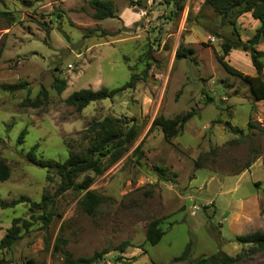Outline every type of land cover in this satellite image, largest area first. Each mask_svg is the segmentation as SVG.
<instances>
[{
  "label": "rangeland",
  "instance_id": "obj_1",
  "mask_svg": "<svg viewBox=\"0 0 264 264\" xmlns=\"http://www.w3.org/2000/svg\"><path fill=\"white\" fill-rule=\"evenodd\" d=\"M111 1L114 16L97 19L87 0H0V82H25L14 91L0 88V157L8 167L0 199L24 194L39 200L48 193L55 211L45 227L37 219L10 248H1L0 264H26L28 258L64 264L51 251L57 236L67 239L62 248L73 255L108 248L90 264H189L216 249L234 254L241 249L235 234L264 231V134L246 125L264 124V99L252 100L248 85L215 58L221 37H236L231 25H221L203 0H181L179 11L176 0ZM239 19L238 34L245 38L252 24L249 16ZM179 43L192 48L194 61L173 57ZM256 47L264 51V37ZM224 59L242 72L252 70L239 47ZM132 73L133 86L79 111L63 100L80 87L119 86ZM54 76L65 79L60 92L51 86ZM39 87L48 93L44 104H21ZM191 108L195 111L169 140L158 125L146 133L156 114L173 117ZM105 115L133 118L138 132L118 159L103 160L101 173L84 171L75 178L92 175L88 187L104 197L88 214L76 204L81 193L72 188L54 193L59 177L24 153L36 143L38 157L61 160L84 148L82 131ZM224 119L242 133L230 131ZM21 128L25 134L18 143ZM153 164L167 169L159 175ZM16 215L29 217L26 202L0 207V237ZM154 217L163 234L150 244L145 226ZM122 239L130 245L115 249ZM186 242V258L173 260ZM231 264H264V248Z\"/></svg>",
  "mask_w": 264,
  "mask_h": 264
},
{
  "label": "trees",
  "instance_id": "obj_2",
  "mask_svg": "<svg viewBox=\"0 0 264 264\" xmlns=\"http://www.w3.org/2000/svg\"><path fill=\"white\" fill-rule=\"evenodd\" d=\"M87 4L92 8L91 16L93 18H105L114 16V5L111 0H87ZM129 4L131 2L129 1ZM176 10H181L183 4L181 0H176ZM202 4H207L218 16V21L223 24L231 25L232 32L236 37L230 36L221 37V53L215 55L217 62L228 73L236 75L244 81L250 91L252 100L264 99V51L256 47L257 43L264 36V0H203ZM248 13L249 17L255 19V24L252 27L250 35L241 38L238 34V20L241 15ZM233 47H239L248 54V58L252 67L251 72L246 73L230 65L224 55ZM149 50V49H148ZM149 52V51H148ZM192 48L179 43L174 49V58H185L194 61V56L191 54ZM148 63L146 62V65ZM145 71V70H144ZM137 75L132 73L128 80L116 87L108 88L99 86L98 88L80 87L72 90L64 97L66 104L74 106L79 111L89 101L102 98H112L114 94L134 85ZM24 81L15 82H0V88L9 91H14L24 87ZM51 86L55 91L60 92L65 86V79L61 76H54L51 81ZM47 90L44 87H39L37 93L33 97L24 96L21 104L38 107L47 101ZM205 100H212V96L204 92ZM194 109H188L182 114L173 117L156 114L152 117L146 133L151 130L154 125H158L162 136L165 140H169L182 127L183 123L192 115ZM216 120H219L218 118ZM223 124L232 132L242 133V128L232 126L227 119L223 120ZM247 127H254L258 133L264 134V124L260 125L256 122L248 120ZM138 132V126L133 121V118H125L115 115H105L101 119L93 120L82 131L86 137L87 143L84 148L77 151H69L61 160L51 158L38 157L35 152L36 143H33L24 153L27 161L32 164L44 168L47 172H52L59 177V182L54 193H59L67 188H72L76 193H81L76 200L77 206L84 212L90 214L95 211L99 203L104 201V197L89 188L92 180V175L86 173L80 179H75L84 171H91L93 174H99L104 169L103 160L108 162L118 159L131 144ZM25 128H21L16 136V141L19 143ZM136 152L137 158L141 155L139 144H136L132 149ZM160 175L165 172V165H152ZM8 176V167L3 158L0 157V180ZM19 202H26L29 211V217L13 216L10 219L9 225L5 228L0 237V249L10 248L11 245L21 236L23 230H27L30 225L37 219L41 222V227H45L52 218L53 211L52 200L48 193H43L39 200L29 198L27 195L21 194L9 200L0 199V207L13 206ZM264 210V205H263ZM163 229L159 225V218H151L145 226L144 237L150 244L156 243ZM234 240L241 244V249L234 254H228L222 250L216 249L209 254L199 256L193 259L189 264H231L232 262L242 258L243 256L253 253L264 248V231L255 229L245 233L234 235ZM67 239L62 236H57L51 244L52 253H60L64 264H90L99 261L107 247L94 249L88 255H73L71 251L62 248ZM246 244V247L243 245ZM47 242L45 247H47ZM130 245L127 239L120 240L114 248L122 250L125 246ZM188 255V242H186L180 252L172 257L173 260H182ZM119 258V255L115 257ZM1 262V261H0ZM26 264H35L28 258ZM148 264V263H146Z\"/></svg>",
  "mask_w": 264,
  "mask_h": 264
},
{
  "label": "crops",
  "instance_id": "obj_3",
  "mask_svg": "<svg viewBox=\"0 0 264 264\" xmlns=\"http://www.w3.org/2000/svg\"><path fill=\"white\" fill-rule=\"evenodd\" d=\"M244 16H249L248 15V13H245V15ZM241 19V18H240ZM240 19L238 20V22L240 21ZM248 20H250V23L252 24V27L254 26V24H255V19H253V18H251V17H249V19ZM264 37V36H263Z\"/></svg>",
  "mask_w": 264,
  "mask_h": 264
},
{
  "label": "built area",
  "instance_id": "obj_4",
  "mask_svg": "<svg viewBox=\"0 0 264 264\" xmlns=\"http://www.w3.org/2000/svg\"><path fill=\"white\" fill-rule=\"evenodd\" d=\"M213 37H214V36H213L212 34H208V35H207V38H208V39H212ZM191 208H192V210H194V209H197L198 206H197V205H192Z\"/></svg>",
  "mask_w": 264,
  "mask_h": 264
}]
</instances>
